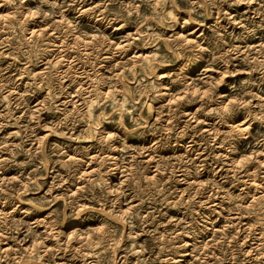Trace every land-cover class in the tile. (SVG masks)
<instances>
[{"label":"rangeland","instance_id":"rangeland-1","mask_svg":"<svg viewBox=\"0 0 264 264\" xmlns=\"http://www.w3.org/2000/svg\"><path fill=\"white\" fill-rule=\"evenodd\" d=\"M0 264H264V0H0Z\"/></svg>","mask_w":264,"mask_h":264},{"label":"bare ground","instance_id":"bare-ground-1","mask_svg":"<svg viewBox=\"0 0 264 264\" xmlns=\"http://www.w3.org/2000/svg\"><path fill=\"white\" fill-rule=\"evenodd\" d=\"M207 91V90H206Z\"/></svg>","mask_w":264,"mask_h":264}]
</instances>
